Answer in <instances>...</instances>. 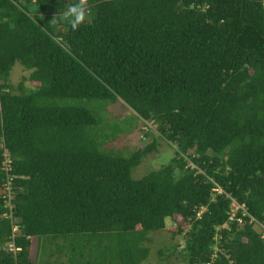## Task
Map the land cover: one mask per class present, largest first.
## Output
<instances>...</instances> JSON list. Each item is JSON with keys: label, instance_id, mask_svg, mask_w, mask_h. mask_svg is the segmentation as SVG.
<instances>
[{"label": "trees", "instance_id": "16d2710c", "mask_svg": "<svg viewBox=\"0 0 264 264\" xmlns=\"http://www.w3.org/2000/svg\"><path fill=\"white\" fill-rule=\"evenodd\" d=\"M106 100L158 138L103 151ZM263 233L264 0H0V264H264Z\"/></svg>", "mask_w": 264, "mask_h": 264}, {"label": "rangeland", "instance_id": "374dc122", "mask_svg": "<svg viewBox=\"0 0 264 264\" xmlns=\"http://www.w3.org/2000/svg\"><path fill=\"white\" fill-rule=\"evenodd\" d=\"M83 2L86 0H82ZM30 72L16 63L9 75L8 83L15 88L20 83H24L27 88L35 87V85L28 80ZM82 102H73L72 104L81 105ZM91 110H95L98 117L101 119L97 126L91 128V133L94 140L101 145L103 151L118 154L122 157H130L138 149L143 148L151 144L158 138L157 126L152 123H143L136 114L121 101H86L82 103ZM174 148L170 146L165 140L158 139V148L156 151L144 157L138 167L133 170L131 174L132 178L137 180L145 177L152 171L159 170L162 166L167 165L174 157ZM233 207V204H232ZM234 213L237 207L233 209ZM204 210H202L203 212ZM166 228L175 229L178 224L183 223L178 220L177 223L171 219H166ZM161 237L169 239L168 231H164ZM157 234V232L155 233ZM158 237V236H155ZM180 245L183 246L181 237L178 238ZM156 240V238H154ZM176 243L178 240L176 239ZM162 248L165 251V256L169 254V251L174 249V245L168 241H161L158 243L156 249ZM154 248V247H153ZM155 250V248H154ZM41 257V256H40ZM168 258H164V263H167ZM46 261L45 259H43ZM61 261H66L65 258ZM147 262V261H145ZM184 264L179 260L178 256H172L170 264ZM143 264V263H142ZM151 264H160L159 262H152Z\"/></svg>", "mask_w": 264, "mask_h": 264}, {"label": "clouds", "instance_id": "9594fccd", "mask_svg": "<svg viewBox=\"0 0 264 264\" xmlns=\"http://www.w3.org/2000/svg\"><path fill=\"white\" fill-rule=\"evenodd\" d=\"M65 16L71 17V23L73 24V26H76L78 23L82 22L85 19L86 10L83 4L72 6L68 9ZM233 205L236 206L237 204L234 202Z\"/></svg>", "mask_w": 264, "mask_h": 264}, {"label": "built area", "instance_id": "2783aa9c", "mask_svg": "<svg viewBox=\"0 0 264 264\" xmlns=\"http://www.w3.org/2000/svg\"><path fill=\"white\" fill-rule=\"evenodd\" d=\"M10 163V160L9 159H7L5 162H4V167H5V170H9V168H8V164ZM9 195V194H8ZM233 207L234 208H236L237 207V209L238 208H240V206H238V205H233ZM233 207H232V209H233ZM232 212H234V210H232ZM263 236H264V233H263Z\"/></svg>", "mask_w": 264, "mask_h": 264}]
</instances>
